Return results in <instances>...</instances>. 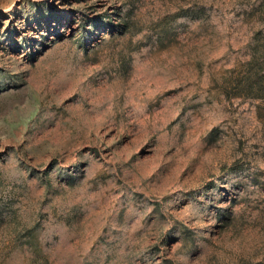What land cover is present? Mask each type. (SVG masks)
I'll return each mask as SVG.
<instances>
[{
	"label": "rangeland",
	"instance_id": "1",
	"mask_svg": "<svg viewBox=\"0 0 264 264\" xmlns=\"http://www.w3.org/2000/svg\"><path fill=\"white\" fill-rule=\"evenodd\" d=\"M0 264H264V0H0Z\"/></svg>",
	"mask_w": 264,
	"mask_h": 264
}]
</instances>
